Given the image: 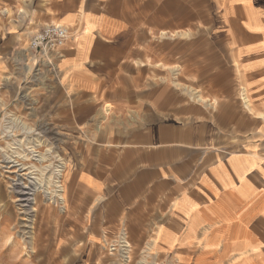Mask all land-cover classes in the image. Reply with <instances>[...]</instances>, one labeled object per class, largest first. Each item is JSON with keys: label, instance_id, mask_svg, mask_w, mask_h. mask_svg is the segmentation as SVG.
<instances>
[{"label": "crops", "instance_id": "crops-1", "mask_svg": "<svg viewBox=\"0 0 264 264\" xmlns=\"http://www.w3.org/2000/svg\"><path fill=\"white\" fill-rule=\"evenodd\" d=\"M210 4L224 24L200 37L243 76L258 116L227 100L178 109L155 80L145 91V38L187 36ZM230 18L264 37V0H0V93L35 84L78 139L64 197L89 246L123 235L154 264H264V46L239 47ZM52 24L70 39L45 62L28 44Z\"/></svg>", "mask_w": 264, "mask_h": 264}, {"label": "rangeland", "instance_id": "rangeland-1", "mask_svg": "<svg viewBox=\"0 0 264 264\" xmlns=\"http://www.w3.org/2000/svg\"><path fill=\"white\" fill-rule=\"evenodd\" d=\"M239 14L235 7L230 9V16L239 18ZM229 22L231 29L242 36L236 39L239 47L248 51V46L254 41L258 46H264V37L255 39L243 35L250 30L248 22L235 18H230ZM222 24L216 6L210 4L208 21L193 22V31L187 36L178 31L173 36L146 37V93L152 90L147 81L155 80L162 93L176 96L178 109L186 106L206 109L208 105L210 111L217 110L219 104L227 100L258 116V111L252 106L249 109L243 102L240 81L243 76L240 78L236 69L225 67L229 63L228 56L220 55L209 37H200V30L210 32ZM206 47L207 54L203 52ZM157 55L159 61L153 62ZM27 58L29 60L30 55ZM206 58L208 62L204 60ZM218 64L223 68H213ZM18 90L16 94L0 93V264H154L135 258L136 250L130 243L132 253L128 261L121 252L110 255L108 247L112 243L120 238L127 240L123 235H118L111 242L101 241L89 246L80 239L81 233L72 229V221L76 217L70 213L65 199L60 203L56 198L37 191V186H32L31 189H36L28 194L32 167L37 170L47 167L51 171L53 167L56 170V166L62 165L65 175L66 168L72 167L78 139L74 141V135L67 132L60 123L61 119L48 113L46 107L42 110L45 104L35 84L32 89L22 85ZM246 94L250 105L248 90ZM124 111L129 112L130 109ZM260 122L258 132L263 130L264 119ZM30 147L44 156L45 161L38 163V154L30 153ZM13 159L23 167H13L9 163ZM140 252L146 254L148 251Z\"/></svg>", "mask_w": 264, "mask_h": 264}, {"label": "built area", "instance_id": "built-area-1", "mask_svg": "<svg viewBox=\"0 0 264 264\" xmlns=\"http://www.w3.org/2000/svg\"><path fill=\"white\" fill-rule=\"evenodd\" d=\"M70 39V30L60 24L45 25L33 33L29 40L28 51L37 53L41 58L48 61L52 55L57 54L58 49ZM108 249L110 255L121 252L127 261L132 253L127 240L120 238L118 242L112 243Z\"/></svg>", "mask_w": 264, "mask_h": 264}, {"label": "bare ground", "instance_id": "bare-ground-1", "mask_svg": "<svg viewBox=\"0 0 264 264\" xmlns=\"http://www.w3.org/2000/svg\"><path fill=\"white\" fill-rule=\"evenodd\" d=\"M25 140H26V138H25ZM29 149H30V153L32 152V153H35V154L37 153L38 154V156H36L38 163L43 162V160L45 159L44 156H42L41 154H39L38 152H36L34 150V147H30ZM7 157H9V156H7ZM9 163H11V165L13 167H20V166H21L20 168L23 167L22 164H19L14 159L11 160V161H9ZM30 166H28V167H30ZM56 168H57L56 169L57 171L56 170H53L54 167L52 168L51 171H50V169H47V167L46 168L43 167L40 170H37L35 167H32V169H31L32 171L31 172L29 170H27V171L30 172V176L28 178V180H29V183L28 184H29V188L30 189H29L28 194L31 195L33 193V191H35L36 188L35 189L34 188L31 189L32 186L33 187H36L37 186V189H38L37 191L40 190L42 192V194H45L46 196L49 195V196H51V198H56L60 203H63L64 202V199H65V197H64V179H63V176H64V167H62V165H61L59 167L56 166ZM37 172H39V173H37ZM62 179H63V181H62ZM23 185H24V183H23ZM23 188H24V186H23Z\"/></svg>", "mask_w": 264, "mask_h": 264}]
</instances>
